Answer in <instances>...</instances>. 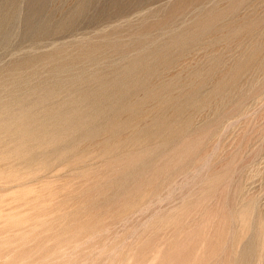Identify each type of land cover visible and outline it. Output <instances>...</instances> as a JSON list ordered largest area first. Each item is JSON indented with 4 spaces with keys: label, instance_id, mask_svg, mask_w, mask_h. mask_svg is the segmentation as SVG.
<instances>
[{
    "label": "rangeland",
    "instance_id": "rangeland-1",
    "mask_svg": "<svg viewBox=\"0 0 264 264\" xmlns=\"http://www.w3.org/2000/svg\"><path fill=\"white\" fill-rule=\"evenodd\" d=\"M0 110V264H264V0H0Z\"/></svg>",
    "mask_w": 264,
    "mask_h": 264
},
{
    "label": "bare ground",
    "instance_id": "bare-ground-1",
    "mask_svg": "<svg viewBox=\"0 0 264 264\" xmlns=\"http://www.w3.org/2000/svg\"><path fill=\"white\" fill-rule=\"evenodd\" d=\"M13 16H14V15H13ZM6 22H7V21H6ZM262 42H263V41H262ZM48 88H49V87H48ZM165 89H166V88H165ZM73 91H74V90H73ZM45 96H46V95H45ZM84 96H86V95H84ZM81 97H82V96H81ZM13 99H14V98H13ZM20 99H21V98H20ZM45 99H46V98H45ZM165 99H166V98H165ZM26 100H27V99H26ZM44 102H45V101H44ZM115 102H116V101H115ZM30 103H31V102H30ZM45 103H46V102H45ZM68 104H69V103H68ZM68 104H67V105H68ZM70 104H71V103H70ZM73 104H74V103H73ZM29 106H30V105H29ZM71 106H72V105H71ZM75 106H76V105H75ZM72 107H74V106H72ZM3 108H4V107H3ZM5 108H7V107L5 106ZM44 108H49V106L46 107V104H45V107H44ZM60 108H62V107H60ZM35 109H38V107H37V108H34V109H32V110H35ZM66 109H68V108H66ZM1 110H2V108H1ZM1 110H0V112H1ZM9 110H10V109H9ZM22 110H23V109H22ZM24 110H25V109H24ZM24 110H23V111H24ZM27 110H28V109H27ZM27 110H26V111H27ZM32 110H31V111H32ZM44 110H45V109H44ZM53 110H54V109H52V111H53ZM70 110H71V109H70ZM6 111H7V110H6ZM26 111H25V112H26ZM46 111H47V109H46ZM61 111H62V109H61ZM68 111H69V110H68ZM2 112H3V111H2ZM9 112H10V111H9ZM33 112H34V111H33ZM37 112H38V111H37ZM41 112H42V110H41ZM43 112H45V111H43ZM43 112H42V113H43ZM72 112H73V111H72ZM88 112H89V111H88ZM16 113H17V112H16ZM18 113H19V112H18ZM20 113H21V111H20ZM27 113H29V111L26 112V113L24 114V117L27 115ZM31 113H32V112H31ZM31 113H30V114H31ZM39 113H40V112H39ZM39 113H38V114H39ZM46 113H48V112H46ZM49 113H50V112H49ZM49 113H48V114H49ZM64 113H66V112H64ZM74 113H75V112H74ZM96 113H97V111H96ZM0 114H1V113H0ZM3 114H4V112H3ZM22 114H23V113H22ZM22 114H21V115H22ZM35 114H36V113H35ZM38 114H37V115H38ZM40 114H41V113H40ZM40 114H39V115H40ZM55 114H56V113H55ZM55 114H54V115H55ZM1 115H2V114H1ZM5 115H7V114H5ZM5 115H2V116H5ZM33 115H34V113H33ZM37 115H36V117H38ZM44 115H46V114H44ZM49 115H51V113H50ZM52 115H53V114H52ZM59 115H60V114H59ZM79 115H80V114H79ZM93 115H94V114H93ZM96 115H97V114H96ZM15 116H16V115H15ZM15 116H14V117L12 116V117H13L12 119H15ZM28 116H29V115H28ZM28 116H27V117H28ZM30 116H32V114H31ZM40 116H42V115H40ZM46 116H48V115H46ZM55 116H58V115L56 114ZM77 116H78V115H77ZM89 116H90V115H89ZM9 117H10V116H9ZM17 117H19V118L21 119V116H17ZM44 117H45V116H44ZM44 117H43V118H44ZM50 117H51V116H49V118H50ZM53 117H54V116H53ZM53 117H51V119H52ZM61 117H62V116H61ZM66 117H67V116H66ZM83 117H84V116H83ZM2 118H3V117H2ZM28 118H29V117H28ZM30 118H31V119H30ZM30 118H29V119H30L31 121H32V120L34 121V118H33V117H30ZM32 118H33V119H32ZM38 118H40V117H38ZM38 118H37V120H38ZM45 118H46V117H45ZM45 118H44V119H45ZM55 118H56V117H55ZM59 118H60V117H59ZM59 118H58V119H59ZM79 118H80V117H79ZM22 119H23V118H22ZM44 119H42V120H44ZM74 119H75V118H74ZM76 119H77V118H76ZM93 119H94V118H93ZM16 120H19V119L16 118ZM16 120H14V122H15ZM23 120H24V119H23ZM23 120H21V121H22L21 123H23ZM25 120H26V117H25ZM30 120L27 119L26 121H30ZM35 120H36V119H35ZM42 120H40V121L42 122ZM45 120H46V119H45ZM47 120H48V117H47ZM80 120H81V119H80ZM26 121H25V122H26ZM31 121H30V124L33 122V121H32V122H31ZM38 121H39V120H38ZM40 121H39V122H40ZM54 121H55V120H54ZM54 121L52 120V121H50V123H51V122L54 123ZM87 121H89V120H87ZM91 121H92V120H91ZM2 122H3V121H2ZM2 122H1V123H2ZM9 122H11V123H9ZM9 122H8L9 124H13V121H9ZM18 122L20 123V120H19ZM18 122L16 121L15 123L18 124ZM39 122H37V124H38ZM61 122H62V121H61ZM64 122H65V121H64ZM77 122H78V120H77ZM15 123H14V125H16ZM28 123H29V122H27L26 124H28ZM44 123H45V122H44ZM55 123H57V125H59V124H58V120H57V122L55 121ZM72 123H73V122H72ZM74 123H75V122H74ZM161 123H163V122H161ZM5 124H6V123H4V126H5ZM26 124H24V125H26ZM46 124H47V123H45L44 125L46 126ZM48 124H49V123H48ZM48 124H47V125H48ZM61 124H62V123H61ZM61 124H60V125H61ZM65 124H66V122H65ZM67 124H68V123H67ZM76 124H77V123H76ZM83 124H84V122L82 123V125H83ZM0 125H3V124H0ZM7 125H8V124H7ZM7 125H6V126H7ZM20 125H22V124H20ZM33 125H34V124H33ZM42 125H43V124H42ZM55 125H56V124H55ZM55 125H54V126H55ZM63 125H64V124H63ZM89 125H90V124H89ZM18 126H19V125H18ZM34 126H35V129H37L38 126H39V128H38L39 130L42 128V127H41V123H40V125H37V126L34 125ZM34 126H32L31 128H34ZM54 126H51V128L54 129V128H53ZM66 126H67V125H66ZM79 126H80V125H79ZM157 126H158V127H157L156 129H152V128L149 129V130H148V135H153L154 133H161V135H162V134L164 135V134H166V133H169V134L171 135V134H173V133H176V129H174V126H172V125L170 126V125L159 124V125H157ZM2 127H3V126H2ZM8 127H9V125H8ZM57 127L59 128V126H57ZM67 127H68V126H67ZM70 127H71V125H70ZM70 127H69V128H70ZM75 127H76V126H75ZM92 127H93V126H92ZM109 127H110V126H109ZM120 127H121V126H120ZM0 128H1V127H0ZM14 128H15V127H14ZM16 128H17V127H16ZM16 128H15V129H16ZM29 128H30V127H29ZM31 128H30V129H31ZM43 128H45V127H43ZM43 128H42L41 130H43ZM46 128H47V127H46ZM69 128H67V129H69ZM77 128H78V127H77ZM87 128H88V127H87ZM15 129H14V130H15ZM30 129H28V127H27V129H25V130H27V132H29L28 130H30ZM35 129H34V130H35ZM55 129H56V128H55ZM71 129H74V127L71 128ZM112 129H113V128H112ZM138 129H139V128H138ZM6 130H7V131L10 130V131H9L10 134L8 133L9 136L11 135V132L14 131V130H12V129H10V128H9V130H8V129H6ZM11 130H12V131H11ZM23 130H24V129H23ZM45 130H46V129H45ZM47 130H48V129H47ZM47 130H46V131H47ZM49 130H51V129H50V126H49ZM60 130H61V129H60ZM60 130H59V131H60ZM75 130H76V129H75ZM79 130H80V129H79ZM97 130H98V129H97ZM4 131H5V128H4ZM4 131H3V129L0 130V132H4ZM7 131H6V133H7ZM31 131H33V130H31ZM68 131H70V130H68ZM68 131H66V132H64V133H67ZM83 131H84V130H83ZM18 132H19V130H18ZM18 132H17V133H18ZM36 132H37V131H36ZM42 132H43V131H42ZM47 132H49V131H47ZM50 132H51V131H50ZM80 132H81V131H80ZM80 132H78V133H80ZM91 132H92V130L89 129V130H88V133H89L88 135H89V136H92V133H91ZM101 132H102V131H101ZM104 132H105V131H104ZM13 133H14V132H13ZM25 133H26V131H25ZM25 133H24V134H25ZM57 133H58V132H57ZM73 133H74V132H73ZM107 133H108V132H107ZM14 134H16V133H14ZM41 134H42V133H41ZM60 134L62 135V133H60ZM60 134L58 133V135H60ZM99 134H100V133H99ZM104 134H106V133H104ZM27 135H28V134L26 133V136H27ZM30 135H31V133H30ZM38 135H39V134H38ZM58 135H57V136H58ZM76 135H77V134H76ZM101 135H102V134H101ZM101 135H100V136H101ZM138 135H139V134H138ZM2 136H4V133L2 134ZM2 136H1V133H0V137H2ZM6 136H7V135H6ZM15 136H16V135H15ZM15 136H14V138H15ZM17 136H18V134H17ZM17 136H16V137H17ZM34 136H35V135H34ZM40 136H41V135H40ZM42 136H43V135H42ZM42 136H41V137L36 136V137H38V138H42ZM46 136H47V134H46ZM46 136H44V137L46 138ZM54 136H55V135H54ZM54 136H53V137H54ZM66 136H67V135H66ZM72 136H73V135H72ZM72 136H71V137H72ZM98 136H99V135H98ZM18 137H20V135H19ZM22 137L25 138V136H23V135H22ZM22 137L19 138V139L22 140ZM27 137H28V136H27ZM47 137H48V136H47ZM71 137H69V140H70ZM73 137H74V136H73ZM111 137H112V136H111ZM159 137H160V136H159ZM4 138H5V137H4ZM12 138H13V135H12ZM12 138H11V139H12ZM29 138H31V136H29ZM33 138H34V137H33ZM33 138H31V139L34 140ZM38 138H37V139H38ZM48 138H51V136L49 135ZM0 139H2V138H0ZM17 139H18V138H17ZM58 139H60V138H58ZM58 139H57V140H58ZM96 139H97V138H96ZM143 139H144V138H143ZM53 140H54V139H53ZM57 140H56L55 142H57ZM61 140H62V139H61ZM71 140H72V139H71ZM78 140H79V139H78ZM83 140H84V139H83ZM88 140H89V139H88ZM114 140H115V139H114ZM16 141H17V140H15L14 143H18V141H17V142H16ZM23 141H25V139H24ZM26 141L28 142L29 140L26 139ZM37 141H38V140H37ZM41 141H43V140H41ZM46 141H47V140L45 139V142H46ZM64 141H65V140H64ZM66 141H68V140H66ZM115 141H117V140H115ZM21 142H22V141H21ZM27 142H25V143H27ZM39 142H40V141H39ZM39 142H38V144H39ZM50 142H51V141H50ZM50 142L48 143V145L50 144ZM80 142H81V141H80ZM23 143H24V142H23ZM40 143H41V142H40ZM42 143H44V141H43ZM42 143H41L40 145H42ZM62 143H63V141L61 142V144H62ZM71 143H72V142H71ZM95 143H96V142H95ZM95 143H94V144H95ZM97 143H98V142H97ZM27 144H28V143H27ZM27 144H26V145H23V147H24V146H27ZM58 144H60V143L58 142L56 145L58 146ZM21 145H22V144H21ZM40 145H39V146H40ZM50 145H51V144H50ZM50 145H49V146H50ZM52 145H53V144H52ZM52 145H51V146H52ZM64 145L67 146L68 144H64ZM76 145H77V144H76ZM42 146H43V145H42ZM53 146H54V145H53ZM57 146H55V148L61 147V146H63V145H61V146L59 145L58 147H57ZM73 146H75V145H73ZM107 146H108V145H107ZM10 147H12V145H11ZM14 147H15V146H14ZM44 147H45V146H43L42 148H44ZM20 148H21V147H20ZM33 148H35V147H33ZM33 148H32V149H33ZM37 148H38V147H36V149H37ZM50 148L52 149V147H50ZM70 148H71V147H70ZM6 149H7V148H6ZM16 149H17V148H16ZM18 149H19V148H18ZM23 149H24V148H23ZM23 149H22V150H23ZM45 149H46V148H45ZM65 149H66V148H65ZM24 150H25V149H24ZM155 150H156V149H155ZM12 151H13V150H12ZM38 151H39V149L36 150V152H38ZM53 151H54V150H53ZM55 151H56V149H55ZM153 151H154V150H153ZM153 151H152V152H153ZM10 152H11V151H10ZM22 152H23V151H22ZM33 152H35V149H34ZM68 152H69V151H68ZM25 153L27 154V152H25ZM28 153H29V152H28ZM30 153H31V151H30ZM38 153H39V152H38ZM42 153H43V152H42ZM45 153H46V152H45ZM7 154H8V153H7ZM26 154H25V155H26ZM39 154H40V153H39ZM115 154H116V152H115ZM154 154H155V153H153V156H154ZM1 155H3V154H1ZM37 155H38V154H37ZM45 155H46V154H45ZM50 155H51V154H50ZM65 155H66V153H65ZM73 155H74V154H73ZM98 155H99V154H98ZM35 156H36V155H35ZM41 156H42V155H41ZM48 156H49V155H48ZM51 156H52V155H51ZM51 156H50V157H51ZM62 156L65 158L64 155H62ZM93 156H94V155H93ZM93 156H92V157H93ZM153 156H152V157H153ZM29 157H31V156H29ZM33 157H34V156H33ZM50 157H49V158H50ZM53 157H55V156H53ZM78 157H79V156H78ZM96 157H97V156H96ZM96 157H95V158H96ZM45 158H46V157H45ZM47 158H48V157H47ZM59 158H60V156H59ZM83 158H84V157H83ZM93 158H94V157H93ZM110 158H111V157H110ZM52 159H53V158H52ZM55 159H56V158H55ZM57 159H58V158H57ZM61 159H63V158H61ZM81 159H82V158H81ZM107 159H108V157H107ZM90 160H91V159H90ZM49 161H50V160H49ZM49 161H47V163H48ZM53 161H54V159H53ZM55 161H56V160H55ZM82 161H83V160H82ZM106 162H107V161H106ZM106 162H104V163H106ZM50 163H51V161H50ZM18 167H19V166H18ZM43 177H44V176H43ZM19 181H20V180H19ZM19 181H17V182H19ZM139 199H140V198H139ZM137 200H138V199H137ZM136 202H137V201H136ZM134 203H135V202H134ZM132 206H133V205H132ZM129 209H131V208H129ZM242 215H243L244 219L247 220V217L249 216V211H248V210L244 211ZM5 224H6V223H5ZM58 247L60 248V246H58ZM55 253H56V252H55ZM63 255H64V254H63ZM34 257H36V256H34ZM63 258H64V257H63ZM32 259H34V258H32ZM6 260H7V259H6ZM24 260H25V259H24ZM29 260H30V258H29ZM45 260H46V259H45ZM30 261H31V260H30ZM32 261H33V260H32ZM48 264H49V263H48Z\"/></svg>",
    "mask_w": 264,
    "mask_h": 264
}]
</instances>
